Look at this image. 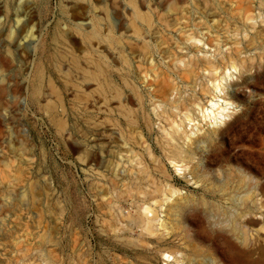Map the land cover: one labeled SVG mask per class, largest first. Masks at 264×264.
<instances>
[{
    "label": "rangeland",
    "instance_id": "374dc122",
    "mask_svg": "<svg viewBox=\"0 0 264 264\" xmlns=\"http://www.w3.org/2000/svg\"><path fill=\"white\" fill-rule=\"evenodd\" d=\"M0 264H264V0H0Z\"/></svg>",
    "mask_w": 264,
    "mask_h": 264
},
{
    "label": "bare ground",
    "instance_id": "6f19581e",
    "mask_svg": "<svg viewBox=\"0 0 264 264\" xmlns=\"http://www.w3.org/2000/svg\"><path fill=\"white\" fill-rule=\"evenodd\" d=\"M193 39L192 48L195 50L188 60L181 58L179 61L183 63L182 69H187L191 71H197L199 66H203L206 71L203 74V78L207 84L204 88L203 94L207 97L205 103H198L197 110L201 114L204 119H209L214 124H221L225 121V117L229 115V109L233 105V101L231 100V91L228 90L229 79L235 74L233 71L237 70V66L233 63L223 62V65L217 66L218 57L209 55L208 49H205L202 45H198L196 41H202V43H206L204 38H196L194 36H190ZM196 52H201L202 54L198 55ZM217 60V62H216ZM50 108H53L52 104H48ZM185 120L188 121L190 125V129L193 126L198 127V123H191L194 118L192 114L185 113ZM180 132L184 134L185 137H188V130H186L183 126L180 125V129L176 130V133ZM173 165L178 170H183L186 167V164L175 160L172 161ZM177 190L174 189L173 192ZM145 212V220L147 224L145 225L147 228L151 227L153 224H149L150 221L154 217L153 209L146 205L143 208ZM151 213L149 216L148 214ZM162 225V224H160ZM163 260L170 261L174 259V255L171 252H163L161 253Z\"/></svg>",
    "mask_w": 264,
    "mask_h": 264
},
{
    "label": "water",
    "instance_id": "95a60500",
    "mask_svg": "<svg viewBox=\"0 0 264 264\" xmlns=\"http://www.w3.org/2000/svg\"><path fill=\"white\" fill-rule=\"evenodd\" d=\"M262 241H263V240L260 239V240H258L257 242H255L254 244H252V246H251V248H250V252H251V253H256V252H257V249L260 248V244H261Z\"/></svg>",
    "mask_w": 264,
    "mask_h": 264
}]
</instances>
